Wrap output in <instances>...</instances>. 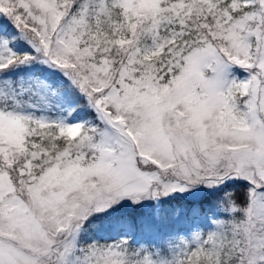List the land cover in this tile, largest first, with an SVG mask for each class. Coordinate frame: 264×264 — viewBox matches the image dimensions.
Instances as JSON below:
<instances>
[{
	"label": "snow or ice",
	"instance_id": "obj_1",
	"mask_svg": "<svg viewBox=\"0 0 264 264\" xmlns=\"http://www.w3.org/2000/svg\"><path fill=\"white\" fill-rule=\"evenodd\" d=\"M0 264H264V0H0Z\"/></svg>",
	"mask_w": 264,
	"mask_h": 264
},
{
	"label": "trees",
	"instance_id": "obj_2",
	"mask_svg": "<svg viewBox=\"0 0 264 264\" xmlns=\"http://www.w3.org/2000/svg\"><path fill=\"white\" fill-rule=\"evenodd\" d=\"M24 73H16L13 74L14 78L17 75H21ZM237 187V191L239 190V186ZM214 199V197L210 195H206L203 201L197 200H185V199H175L173 202H163L159 207L160 217L161 218H167L170 217L169 215L172 214L171 209H177L180 208L184 212H186L189 216H191V209L193 208H199L202 215L205 213L207 215H215V211H209V204ZM144 213V214H142ZM157 210H152V207L146 208V210H140V211H132L127 214L118 215H107L103 216V218L94 219L90 222L88 225L89 229V236L93 237L95 239L100 240L103 242H109L111 238L118 237L119 239L127 237L130 233L132 236L135 235V233H139L138 235L145 234L143 232L144 224H148L153 229H155V226L157 225V222L153 217H151L153 214H156ZM151 214V216L149 215ZM198 219V218H193ZM202 227L208 228L211 227L209 223L205 220L202 224ZM166 229V228H165ZM164 229V230H165Z\"/></svg>",
	"mask_w": 264,
	"mask_h": 264
},
{
	"label": "rangeland",
	"instance_id": "obj_3",
	"mask_svg": "<svg viewBox=\"0 0 264 264\" xmlns=\"http://www.w3.org/2000/svg\"><path fill=\"white\" fill-rule=\"evenodd\" d=\"M239 186V185H238ZM239 191V190H238ZM206 193V194H205ZM205 194V195H204ZM206 195H208V190L207 189H199V190H197V192L195 193V194H193V193H186V194H184V195H180V194H177V195H175V196H173V197H169L168 199H166V200H164V201H162L161 202V204L163 203V202H173V201H175L174 199L175 198H181V199H188V200H193V201H199V200H201V201H203V199L205 198V196ZM148 207H152V210H157V213L156 214H153L152 216H151V214H149L151 217H153L154 216V218H155V216L157 215V214H159L160 215V212H159V208H157L155 205H153L152 203H146L145 205H143V206H137V207H130V206H126L124 209H123V211L120 213V214H118V215H123V214H127V213H129V212H134V211H142V210H146V208H148ZM171 210H173L172 211V213L176 210V209H171ZM142 214H144V213H142ZM105 216H107V214H104ZM172 215V214H171ZM171 215H169L170 217H171ZM170 217H167V218H170ZM99 217H94L93 218V220L94 219H98ZM145 230H146V232L148 233V232H150L151 231V229L150 228H148V227H145ZM165 230H167V229H165ZM139 233H135V235H134V237H138L139 235H138ZM117 239H119L118 237H113V238H111L110 239V241H109V243L110 242H112L113 240H117Z\"/></svg>",
	"mask_w": 264,
	"mask_h": 264
}]
</instances>
